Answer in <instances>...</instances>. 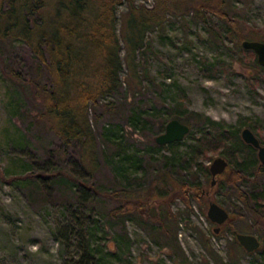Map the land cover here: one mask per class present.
Masks as SVG:
<instances>
[{"label": "rangeland", "instance_id": "rangeland-1", "mask_svg": "<svg viewBox=\"0 0 264 264\" xmlns=\"http://www.w3.org/2000/svg\"><path fill=\"white\" fill-rule=\"evenodd\" d=\"M153 2L132 0L134 5L143 4L147 7ZM227 12L242 21L245 32L255 30L264 23V0H229ZM128 13L126 0H119L113 5L120 83L116 91L98 96L100 102L107 99L114 103L123 101V106L120 109L103 110L105 106L101 105L95 111L91 108L87 111L99 160L98 167L88 176L94 183L103 188L119 186L125 179L130 185L136 182L145 184L156 169L160 172L167 165L168 158L163 154H170L171 150L165 144L167 141L157 142L154 135L163 128L158 123L170 116L163 109L173 105L170 92L175 89L183 92L181 103L186 110L196 109L229 122H236L239 115H248L257 124L256 135L264 136V64H260L263 67L255 64L251 66L255 53L235 43L232 34L225 32L216 15L209 14L208 19L220 35L218 39H213L201 22L194 21L190 12L177 11L165 13L160 23L144 29L142 43L134 47L124 41L127 34H132ZM258 39L264 40V33L259 34ZM5 44L0 56V168L2 166L10 170L21 168L23 161L32 158V155L42 158L48 154L46 147L57 148L60 144L51 129L46 130L37 123L28 100H21L18 105L16 102L15 107L9 98L10 89L4 70L12 67L25 76L31 73L35 60L25 42L8 40ZM91 44L89 40L81 47L87 57L92 56L88 52L95 50ZM40 81L47 84V76L45 80L42 73ZM168 83L172 85L166 89ZM19 107L22 114L16 109ZM155 107L159 109L158 112L154 111ZM135 109L141 111L146 120L132 125L129 116ZM93 113H96L95 117ZM194 124L196 122L189 123L188 130H192ZM104 125L117 127L120 137L117 142L110 137V131L103 128ZM20 130L26 136L16 142L15 136ZM188 130L182 137L175 139L179 140V152L189 141ZM122 143L125 147L120 150ZM115 150L120 152L112 156ZM254 153L256 155L255 148ZM216 154H222L218 148L208 149L199 160L207 164ZM56 155L53 152L50 154L52 158ZM135 157L139 158V165L128 164V179L123 178L106 159ZM59 158L61 163L70 168L69 159L77 158L75 146H68ZM174 166L176 169H172L171 173L176 178L190 182L204 178V174L194 164L189 168L177 163ZM218 178L209 183L208 175L198 196H189V207L178 197L171 199L169 206L175 211L176 219L163 220L168 232H173L171 238L160 232L155 237L149 234L148 230L154 233L153 229L160 223L156 218H150L152 225L125 218L124 228L129 242L123 250L118 251V255H114L110 264H264L261 241L251 250L238 249L235 252L231 251L233 244L226 240L227 237L234 238L233 228L255 232L260 238L258 230H250L249 218L236 216L231 229H224L220 233L212 231V222L204 215L208 197L220 199L229 208L236 209L242 203L232 186L217 184ZM239 185L248 188L249 182L239 181ZM205 187L209 191L207 195L203 193L206 197L200 195ZM158 202L156 197H148L140 207L141 214L153 217ZM150 206H154L155 214L149 213ZM71 222H75L74 218L63 207L47 203L35 209L17 183L0 179V264H66L65 258L76 256L82 248L81 243L85 239H92L87 238L88 233L85 235L83 231L80 239L73 232H68ZM204 240L206 244H203ZM228 243L230 246H227ZM209 246L213 252L209 251ZM261 247L263 252L258 253L257 249ZM178 258L183 261H178Z\"/></svg>", "mask_w": 264, "mask_h": 264}, {"label": "trees", "instance_id": "trees-1", "mask_svg": "<svg viewBox=\"0 0 264 264\" xmlns=\"http://www.w3.org/2000/svg\"><path fill=\"white\" fill-rule=\"evenodd\" d=\"M48 1L0 0V56L1 48L8 40H21L27 44L35 60L34 66L31 73L25 76L12 67L4 70L10 89L9 98L15 107L16 102L18 105L21 100H28L33 109L32 116L46 130H52L60 145L57 148L46 147L48 154L42 158L31 154L32 158H26L19 169L7 170L1 166L0 179L17 183L35 209L47 203L63 207L75 221V224L71 222L68 225V232L76 234L78 239L83 233H88L87 238L93 239H85L78 254L65 258V263L110 264L114 255H118V251L123 250L129 242L124 228V219L128 217L146 225H152L150 218H156L160 223L153 229L154 233L149 229V234L155 237L160 232L173 237V232H168L163 222L176 219L169 202L173 197H178L190 206L189 196H198L209 175L206 162L199 158L204 157L208 149L214 148H218L227 159V165L218 174L217 184L232 186L242 203L236 209L223 203L229 216L218 231H212L220 233L224 229H231L236 216L249 218L250 230H258L264 247V162L256 157L255 147L244 141L239 132L241 125H248L255 133L257 124L248 115H239L236 122H229L196 109L186 110L181 103L183 92L180 89L172 90L170 98L174 100L173 105L164 108L165 113L188 124L196 122L193 129L188 130L189 141L184 149L178 151L179 140L167 141L165 144L171 150L170 154H163L168 158L167 165L160 172L156 169L145 184L136 182L130 185L125 179L119 186L103 188L88 177L98 167L99 160L87 111L89 108L95 111L101 105L105 106L103 110L123 106V101L114 103L107 99L100 102L98 99L99 95L116 91L120 83V63L116 53L118 40L113 24V5L119 0ZM126 1L132 34H127L124 41L134 47L142 40L144 29L160 23L165 13L177 11L190 12V17L201 22L213 39H218L220 35L209 24V14L221 20L225 32L232 34V40L239 45L243 38L258 39L259 34L264 33V23L255 30L245 32L242 21L228 14L229 0H154L148 7L134 5L132 0ZM136 26L138 34L135 35ZM89 40L92 41L91 48L95 50L88 52L92 56L87 57L81 47ZM254 64L263 67L255 56L251 66ZM42 73L45 80L47 76V84L40 81ZM170 85L168 83L166 89ZM20 107L16 109L22 114ZM154 111L158 112L159 109L155 107ZM96 113H93L94 117ZM141 113L136 109L131 112L129 119L132 125L146 120ZM165 120L158 123L159 127H163ZM103 128L110 131V137L116 142L120 139L117 127L104 125ZM25 136L20 130L15 136L16 142ZM258 138L264 144V136L260 134ZM71 145L75 146L77 158L69 159L71 167L68 168L60 162L59 156ZM122 145L120 150L125 147ZM120 150L113 151L112 156H116ZM52 152L57 154L54 158L50 156ZM106 159L127 179L128 164L139 165V158L136 157ZM175 163L183 168L194 164L204 174L203 180L196 178L190 182L174 177L171 170L176 169ZM244 180H248V188L239 185V181ZM148 197L159 199L153 217L141 214L140 207ZM199 233L202 235V232ZM226 240L234 246L231 251L244 249L235 238L227 237ZM206 243L204 240L203 244ZM262 247L257 249L258 253L263 252ZM208 249L213 252L210 246ZM178 261L183 259L178 258Z\"/></svg>", "mask_w": 264, "mask_h": 264}, {"label": "water", "instance_id": "water-1", "mask_svg": "<svg viewBox=\"0 0 264 264\" xmlns=\"http://www.w3.org/2000/svg\"><path fill=\"white\" fill-rule=\"evenodd\" d=\"M240 44L244 48L252 49L255 53L256 60L259 64H264V40L256 38H243ZM189 124L175 116L167 118L163 124L162 130L154 135L157 142H166L173 139H178L188 130ZM241 138L252 144L256 149V155L260 161H264V144L260 142L258 136L248 125L241 126ZM227 165V159L222 154L213 155L207 163L209 170V183H213L218 174ZM154 206H150L149 213L155 214ZM205 217L212 222L211 229L216 232L223 225L224 221L229 216V211L226 206L213 196L208 197L204 207ZM233 230L234 238L245 249L251 250L260 244L259 236L252 231Z\"/></svg>", "mask_w": 264, "mask_h": 264}, {"label": "flooded vegetation", "instance_id": "flooded-vegetation-1", "mask_svg": "<svg viewBox=\"0 0 264 264\" xmlns=\"http://www.w3.org/2000/svg\"><path fill=\"white\" fill-rule=\"evenodd\" d=\"M204 189H205L204 192H202V193L200 194L201 196L204 195L205 193H206L205 195H207V193L209 192V191L207 190L206 187H205ZM203 193H204V194H203ZM205 195H204V196H205ZM204 196H203V197H204ZM205 197H206V196H205Z\"/></svg>", "mask_w": 264, "mask_h": 264}]
</instances>
